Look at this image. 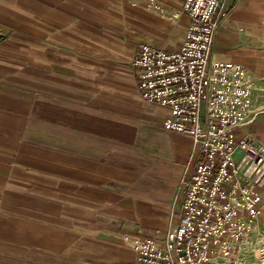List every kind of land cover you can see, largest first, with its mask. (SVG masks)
<instances>
[{
	"label": "crops",
	"instance_id": "crops-1",
	"mask_svg": "<svg viewBox=\"0 0 264 264\" xmlns=\"http://www.w3.org/2000/svg\"><path fill=\"white\" fill-rule=\"evenodd\" d=\"M185 0H0V264H135L176 221L189 136L142 99V42L177 50ZM264 0H228L214 59L244 65Z\"/></svg>",
	"mask_w": 264,
	"mask_h": 264
},
{
	"label": "built area",
	"instance_id": "built-area-1",
	"mask_svg": "<svg viewBox=\"0 0 264 264\" xmlns=\"http://www.w3.org/2000/svg\"><path fill=\"white\" fill-rule=\"evenodd\" d=\"M227 1L185 0L180 47L142 42L134 60L142 99L169 111L163 128L192 140L176 221L163 241L138 242L135 264H239L257 225L264 150L249 131L253 82L240 63L212 55Z\"/></svg>",
	"mask_w": 264,
	"mask_h": 264
},
{
	"label": "rangeland",
	"instance_id": "rangeland-1",
	"mask_svg": "<svg viewBox=\"0 0 264 264\" xmlns=\"http://www.w3.org/2000/svg\"><path fill=\"white\" fill-rule=\"evenodd\" d=\"M227 11L229 15L230 9ZM259 13L260 19L255 22L252 31L249 32L254 40L250 58L242 66L253 82L252 92L256 114L249 126V131L264 150V6L260 8ZM255 188L260 193L259 219L247 243L244 242L241 245L239 264H264V183H256Z\"/></svg>",
	"mask_w": 264,
	"mask_h": 264
}]
</instances>
